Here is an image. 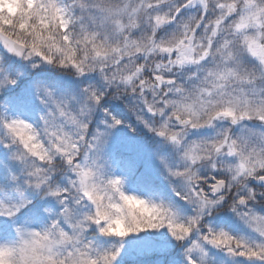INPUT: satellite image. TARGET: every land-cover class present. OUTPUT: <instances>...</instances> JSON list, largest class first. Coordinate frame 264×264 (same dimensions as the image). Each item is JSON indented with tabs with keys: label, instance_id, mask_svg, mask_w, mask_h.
Segmentation results:
<instances>
[{
	"label": "clouds",
	"instance_id": "clouds-1",
	"mask_svg": "<svg viewBox=\"0 0 264 264\" xmlns=\"http://www.w3.org/2000/svg\"><path fill=\"white\" fill-rule=\"evenodd\" d=\"M183 3L0 0V264H124L116 233L148 221L167 264H255L224 241L264 240V0H193L169 23ZM120 126L151 138L148 190L109 150Z\"/></svg>",
	"mask_w": 264,
	"mask_h": 264
},
{
	"label": "rangeland",
	"instance_id": "rangeland-1",
	"mask_svg": "<svg viewBox=\"0 0 264 264\" xmlns=\"http://www.w3.org/2000/svg\"><path fill=\"white\" fill-rule=\"evenodd\" d=\"M28 100L23 99L20 106H26ZM145 136L146 134L143 132L142 134H134L133 132H125L120 127L114 133L109 148L110 152L118 158L119 170L128 177L129 186L137 190H145L150 186L151 181H155L150 157L151 143L144 139ZM125 167H132V171L126 170ZM138 169L141 171H136ZM222 219L229 223L228 226L235 227L234 231H239L238 227L231 223L230 218L223 217ZM125 243L126 246L122 250V260L128 258L131 254L138 257L155 254V257L152 256V264H157L161 260L164 261V264H167L176 252L175 249L167 250L164 238L153 230L130 234ZM138 244H141V246H138Z\"/></svg>",
	"mask_w": 264,
	"mask_h": 264
},
{
	"label": "snow or ice",
	"instance_id": "snow-or-ice-1",
	"mask_svg": "<svg viewBox=\"0 0 264 264\" xmlns=\"http://www.w3.org/2000/svg\"><path fill=\"white\" fill-rule=\"evenodd\" d=\"M193 3V0H184V3L182 5H178L175 9H173V12L175 15L173 16L171 13H169V23H174L175 18L179 17L183 14L184 8L191 7ZM202 11L206 13V8H202ZM113 123L114 124H119L121 123L119 120H116L113 118ZM114 185L118 184V181H112ZM124 199H131L130 197H124ZM187 198L185 197V200ZM244 201L241 200V203ZM247 215V214H246ZM249 223H252L254 225L255 231L261 236L264 237V217L256 216V215H251L249 217ZM169 231H172V225L169 223L168 225ZM161 227H164V224L162 222H156L153 223L151 221L145 222V223H135L134 226L132 227H125L119 230L116 234L121 237L129 236L130 234L134 233H140L142 231H147V230H157ZM187 231V230H185ZM209 233H212V230L209 228L208 229ZM225 236L226 234L220 233V234H213V238L209 239L208 236H205L204 239L211 245L213 246H218L221 242L220 237ZM179 239L180 237H176ZM227 239H232L236 243V248H228L227 253L230 256H234L237 259H242L248 262H255V264H264V240L258 241L255 243V246H249L248 244H245L243 239H237L235 237H226L225 238V243H227ZM120 249L117 248L115 251L106 253L105 255L108 257H111V259L114 261L116 256L119 255ZM207 256V252L205 250H201V264H205V258ZM92 264H96L95 261H92ZM189 264H193V261L191 257H189Z\"/></svg>",
	"mask_w": 264,
	"mask_h": 264
},
{
	"label": "trees",
	"instance_id": "trees-1",
	"mask_svg": "<svg viewBox=\"0 0 264 264\" xmlns=\"http://www.w3.org/2000/svg\"><path fill=\"white\" fill-rule=\"evenodd\" d=\"M41 75L46 78V79H54L56 77V74L54 72H50L48 70H42L41 72ZM27 83V81H21V85H25ZM19 89H17L18 91ZM23 99H25V101H27L28 98V95L23 92V93H20L19 96L17 98H15L13 100V103L14 104H21V102L23 101ZM20 100V101H19ZM113 113L115 115H118L120 117H123L124 116V113H123V110L120 108L119 105H115L113 106V109H112ZM123 127V126H122ZM125 128V127H123ZM123 130V129H122ZM142 133V132H141ZM140 134V133H139ZM149 231V230H147ZM126 244V243H125ZM126 246V245H125ZM138 246H141V244H138ZM147 256V255H146ZM152 256L155 257V254H152V255H148L147 257H138L137 255L133 256L132 254L126 258V259H123V262L124 264H152L153 263V259H152Z\"/></svg>",
	"mask_w": 264,
	"mask_h": 264
}]
</instances>
